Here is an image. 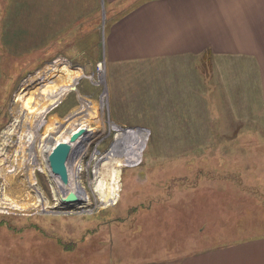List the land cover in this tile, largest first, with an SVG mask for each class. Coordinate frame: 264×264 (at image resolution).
Here are the masks:
<instances>
[{"label":"rangeland","instance_id":"rangeland-1","mask_svg":"<svg viewBox=\"0 0 264 264\" xmlns=\"http://www.w3.org/2000/svg\"><path fill=\"white\" fill-rule=\"evenodd\" d=\"M99 3L0 0V264H176L263 237L253 78L217 79L207 52L106 58ZM120 127L146 130L103 156ZM61 142L81 144L63 177L48 159Z\"/></svg>","mask_w":264,"mask_h":264},{"label":"crops","instance_id":"crops-1","mask_svg":"<svg viewBox=\"0 0 264 264\" xmlns=\"http://www.w3.org/2000/svg\"><path fill=\"white\" fill-rule=\"evenodd\" d=\"M37 1L40 11L45 0ZM52 2L59 6L62 0ZM99 2L107 9L105 22L100 26L105 33L106 58H163L173 64L187 57L202 62L207 52L211 65L217 70L211 74L217 79L234 80L233 75L240 70L243 80L253 78L251 87L253 85L258 92L255 100L264 125V0ZM72 5L74 9L75 4ZM198 95L201 96L197 92L196 97L200 99ZM243 96L244 102L251 104L245 93ZM247 97L251 99L248 94ZM119 137L114 142V153L126 144ZM136 140L138 138L133 142ZM132 148L123 154H128ZM147 264L163 263L151 261ZM176 264H264V236L201 251H183Z\"/></svg>","mask_w":264,"mask_h":264},{"label":"water","instance_id":"water-1","mask_svg":"<svg viewBox=\"0 0 264 264\" xmlns=\"http://www.w3.org/2000/svg\"><path fill=\"white\" fill-rule=\"evenodd\" d=\"M60 102V100L56 103H54L53 105H51L49 107L52 108L53 106L58 105V103ZM113 129H115L114 127H112ZM122 130V139L129 135L132 134L133 132H137L138 130H146V128L144 127H136L134 128H125V127H120ZM87 128L86 127H82L79 130H77L76 132H74L71 136V138L76 139L78 136H84L87 133ZM127 130H129L127 132ZM130 132V133H129ZM124 140V139H123ZM115 141V140H114ZM114 141L111 143V146L109 149L106 150V154L103 156H107V154H109L113 148V143ZM144 145V143H143ZM81 144H79L76 149H78V147L80 148ZM71 150L70 148L67 147V145H65L64 143H58L57 146L53 149V151L49 154V163L51 165L52 170L59 175L60 177H63L66 175V165H65V160H67L70 156H74L75 152L77 150ZM129 164V163H126ZM61 192L65 193V189L64 187L61 186ZM68 199L69 200H76V196L74 193L70 192L68 194Z\"/></svg>","mask_w":264,"mask_h":264},{"label":"bare ground","instance_id":"bare-ground-1","mask_svg":"<svg viewBox=\"0 0 264 264\" xmlns=\"http://www.w3.org/2000/svg\"><path fill=\"white\" fill-rule=\"evenodd\" d=\"M29 161H30V162L33 161L32 157L29 158Z\"/></svg>","mask_w":264,"mask_h":264}]
</instances>
